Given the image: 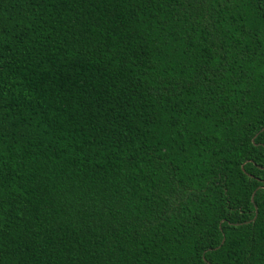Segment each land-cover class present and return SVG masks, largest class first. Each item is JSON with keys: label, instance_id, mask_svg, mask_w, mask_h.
Returning <instances> with one entry per match:
<instances>
[{"label": "trees", "instance_id": "16d2710c", "mask_svg": "<svg viewBox=\"0 0 264 264\" xmlns=\"http://www.w3.org/2000/svg\"><path fill=\"white\" fill-rule=\"evenodd\" d=\"M264 264V0H0V264Z\"/></svg>", "mask_w": 264, "mask_h": 264}, {"label": "water", "instance_id": "95a60500", "mask_svg": "<svg viewBox=\"0 0 264 264\" xmlns=\"http://www.w3.org/2000/svg\"><path fill=\"white\" fill-rule=\"evenodd\" d=\"M208 264V263H207Z\"/></svg>", "mask_w": 264, "mask_h": 264}]
</instances>
